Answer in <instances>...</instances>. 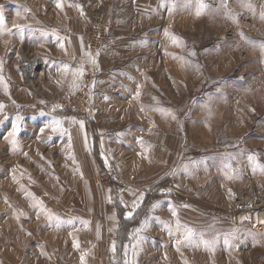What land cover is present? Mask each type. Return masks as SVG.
I'll use <instances>...</instances> for the list:
<instances>
[{"label": "rangeland", "instance_id": "rangeland-1", "mask_svg": "<svg viewBox=\"0 0 264 264\" xmlns=\"http://www.w3.org/2000/svg\"><path fill=\"white\" fill-rule=\"evenodd\" d=\"M262 12L0 0V264H264Z\"/></svg>", "mask_w": 264, "mask_h": 264}, {"label": "snow or ice", "instance_id": "snow-or-ice-1", "mask_svg": "<svg viewBox=\"0 0 264 264\" xmlns=\"http://www.w3.org/2000/svg\"><path fill=\"white\" fill-rule=\"evenodd\" d=\"M57 6H58V7H62V5L59 4V3L57 4ZM201 7H203V6H201ZM200 14H201V13H200V10H198V11H197V15H200ZM17 15H19V13H18ZM261 19H264V12L261 13ZM0 27H3V17H2V16H0ZM14 27H16V28L19 29V28H23L24 25H22V24H16V25H14ZM166 34H167V33H166ZM241 36L243 37V33H241ZM173 43H175V44H177V45L179 46L180 41H179L178 38L173 37ZM60 47L63 48L64 45L61 44ZM261 50L264 51V44L261 45ZM85 55L89 57V59L91 60V62H92L93 64L96 63L95 59H92V55H91L90 52L86 53ZM97 55H98V53H97ZM193 55H194V53H193ZM0 68H2V62H0ZM68 68H69L68 65H64V70H65V71H67ZM75 74H78V75L82 76V75H83L82 67H81L80 69H78V70H77V73H75ZM0 82H2V78H0ZM73 86L75 87V86H78V85H76L75 82H74V83H73ZM6 89H7V85L5 84V90H6ZM139 95H140V92H139V90H137V92H136V94H135V98H139ZM173 118H175V117L173 116ZM73 120H74V118H73ZM57 123H59V122H57ZM79 123H80L81 127H83V121H80ZM56 130H57L56 128H53V131H56ZM18 131H19V128H18L17 126H14L12 132L9 133V135H8V137H6V139L10 138V139H11V142H12L13 144H16V139H15V137H16V134H17ZM41 131H43V129H42ZM141 198H142V194H141ZM129 215H130V213H129ZM173 215H175V212H173ZM48 219L51 220L52 217L49 215V216H48ZM192 235H193V234H192L191 230H189L188 233H187V235H185L183 241L178 240V241H177V250H179V245H180L181 243H183V242L190 243V242H191ZM77 246H78V245H77ZM81 260H82V261L84 260V256H81ZM126 264H128L127 261H126Z\"/></svg>", "mask_w": 264, "mask_h": 264}, {"label": "bare ground", "instance_id": "bare-ground-1", "mask_svg": "<svg viewBox=\"0 0 264 264\" xmlns=\"http://www.w3.org/2000/svg\"><path fill=\"white\" fill-rule=\"evenodd\" d=\"M24 64H25V65H24L25 75H26V78H28L30 82L33 81V80H32V79H33L32 77H33V75H34V73H35L37 67H38L39 65H44V64H43V59L41 58V56H40V57H39V56H34V57H32L31 59L26 60ZM255 213H256V212H255ZM257 215H258L259 217H261L262 220H264V211L261 210V212H257ZM254 218H255V217H254ZM255 219H256V218H255ZM259 219H260V218H259ZM258 221H260V220H258Z\"/></svg>", "mask_w": 264, "mask_h": 264}, {"label": "crops", "instance_id": "crops-1", "mask_svg": "<svg viewBox=\"0 0 264 264\" xmlns=\"http://www.w3.org/2000/svg\"><path fill=\"white\" fill-rule=\"evenodd\" d=\"M43 64H44L43 71H41L42 74H44L48 68V67H46L48 65V62L46 61V59L45 60L43 59ZM55 261H56V258H52V264H55Z\"/></svg>", "mask_w": 264, "mask_h": 264}, {"label": "built area", "instance_id": "built-area-1", "mask_svg": "<svg viewBox=\"0 0 264 264\" xmlns=\"http://www.w3.org/2000/svg\"><path fill=\"white\" fill-rule=\"evenodd\" d=\"M244 209L251 211L253 209V204L251 203H245L244 204Z\"/></svg>", "mask_w": 264, "mask_h": 264}, {"label": "water", "instance_id": "water-1", "mask_svg": "<svg viewBox=\"0 0 264 264\" xmlns=\"http://www.w3.org/2000/svg\"><path fill=\"white\" fill-rule=\"evenodd\" d=\"M38 68H40V67H38Z\"/></svg>", "mask_w": 264, "mask_h": 264}]
</instances>
